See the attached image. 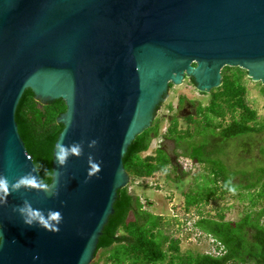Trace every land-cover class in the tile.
Listing matches in <instances>:
<instances>
[{
  "label": "water",
  "instance_id": "1",
  "mask_svg": "<svg viewBox=\"0 0 264 264\" xmlns=\"http://www.w3.org/2000/svg\"><path fill=\"white\" fill-rule=\"evenodd\" d=\"M225 68L264 87V0H0V173L42 180L15 121L25 91L43 106L65 103L57 142H85L66 167L53 153L57 198L22 187L0 204V264H92L132 180L124 157L137 135L171 86L189 80L209 95ZM88 154L102 162L98 178H87ZM25 199L61 211L59 233L25 226L12 212Z\"/></svg>",
  "mask_w": 264,
  "mask_h": 264
},
{
  "label": "trees",
  "instance_id": "2",
  "mask_svg": "<svg viewBox=\"0 0 264 264\" xmlns=\"http://www.w3.org/2000/svg\"><path fill=\"white\" fill-rule=\"evenodd\" d=\"M246 76L247 73L240 69L225 68L222 71V86L209 94L208 106L199 110L205 121L200 132L203 134L206 130V136L202 144L191 145V151L186 155L207 165L211 170L215 168L217 172L212 171L214 179L211 184L216 185L222 180V193L228 192L224 183L230 178L225 174L222 176L221 168L223 172L226 168L224 164L219 159L211 158V154L219 150L214 149L208 135H218L219 141H224L264 130V118L259 124L258 111L247 104V89L244 84ZM192 84L194 85L193 82ZM261 94L264 96V89ZM66 110L62 100L43 106L35 100L31 91H25L15 112V121L25 148L33 157L34 163L40 166L38 170L42 180L49 184L53 177H48L47 171L52 170L54 147L64 127L57 122V118ZM227 115H230L228 122L225 120ZM190 120L194 121L192 118ZM159 130V120H153L151 126L138 134L129 147L124 157V166L132 182L165 173L162 170L166 167H175L165 148L157 147L150 154L141 156L148 152L153 138L159 136ZM162 135L166 140L174 141L178 147L187 137L192 136L189 130H181L175 119L170 121ZM209 146L213 147L212 151L207 150ZM255 174L254 182L239 186L234 184L237 189L255 190L254 194L249 193L251 207L264 203V168L258 169ZM214 192L215 188L208 187L203 194L188 195V207L200 206L203 201L208 204ZM114 209V214L104 228L96 254L97 257L103 251L105 255H109L106 264H164L167 261L169 264H264V208L247 213L236 223L224 221L221 214L218 220L201 217L197 221L196 226L213 238L220 257L201 254L181 257L179 241L165 235L162 217L145 211L139 198L132 195L128 187L118 192Z\"/></svg>",
  "mask_w": 264,
  "mask_h": 264
},
{
  "label": "rangeland",
  "instance_id": "3",
  "mask_svg": "<svg viewBox=\"0 0 264 264\" xmlns=\"http://www.w3.org/2000/svg\"><path fill=\"white\" fill-rule=\"evenodd\" d=\"M244 84L247 89V104L258 111V123L261 124L264 118V96L261 91L264 87L253 83L247 76ZM209 102L210 95L198 93L189 80L170 89L168 98L155 117L160 124L159 136L153 138L150 149L141 156L150 154L157 147L165 148L175 167L169 168L167 173H157L148 179L131 180L128 186L131 194L139 198L145 211L162 217L164 233L172 240L179 241L181 257L198 254L214 256L216 244L213 238L196 226L201 217L218 220L221 214L224 221L236 223L247 213L258 212L264 208V203L251 207L249 193L254 194L255 190L239 188L235 195L222 193V180L216 185L211 184L214 179L212 171H216L215 168L211 170L207 165L186 156L191 151L190 148L202 144L206 136V130L203 134L200 132L205 121L199 110L207 107ZM173 119L178 122L181 130H189L192 134L179 147L162 135ZM225 120L228 122L230 115ZM208 138L214 149L219 150L211 154V158L219 159L226 167L224 172L221 168L222 176L225 174L237 186L255 181L256 171L264 168V130L224 141H219L218 135H208ZM213 147L209 146L207 150L212 151ZM208 187L215 188L208 204L203 201L200 206L188 207L187 196L203 194ZM262 221L264 222V217ZM108 256L100 251L92 264H106ZM164 264H169V261Z\"/></svg>",
  "mask_w": 264,
  "mask_h": 264
},
{
  "label": "clouds",
  "instance_id": "4",
  "mask_svg": "<svg viewBox=\"0 0 264 264\" xmlns=\"http://www.w3.org/2000/svg\"><path fill=\"white\" fill-rule=\"evenodd\" d=\"M98 141L93 139L87 143L88 149H95ZM85 156V142H73L71 144H64L62 141H58L55 144L54 159L57 168L67 165L68 160L71 157H84ZM101 161H96L94 156L91 154L87 155V178L99 177V173L102 171ZM34 168H39V165H34ZM167 173V167L163 169ZM48 177L53 175L56 177L55 182L50 186L49 183L42 181L36 175L26 173L19 176L14 181L10 180L8 176L0 173V204L6 203V197L12 192L21 189L22 187L29 189H43L45 195L48 198H57L59 196V183L62 175L61 171L51 170L47 171ZM224 188L232 195L237 192V187L232 183L230 178L224 183ZM12 212L18 214L21 218L22 223L30 228L43 229L46 232L57 234L60 231V225L63 223V215L61 211L55 209H48L47 211L34 208L32 203L25 199L22 204L12 206ZM4 237L0 235V247L3 246ZM38 259V257H34Z\"/></svg>",
  "mask_w": 264,
  "mask_h": 264
},
{
  "label": "built area",
  "instance_id": "5",
  "mask_svg": "<svg viewBox=\"0 0 264 264\" xmlns=\"http://www.w3.org/2000/svg\"><path fill=\"white\" fill-rule=\"evenodd\" d=\"M220 256H221L220 251H217L215 248L214 257H220Z\"/></svg>",
  "mask_w": 264,
  "mask_h": 264
}]
</instances>
